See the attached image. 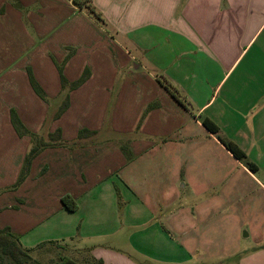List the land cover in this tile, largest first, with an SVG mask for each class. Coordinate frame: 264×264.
<instances>
[{"label":"crops","instance_id":"crops-1","mask_svg":"<svg viewBox=\"0 0 264 264\" xmlns=\"http://www.w3.org/2000/svg\"><path fill=\"white\" fill-rule=\"evenodd\" d=\"M93 2L104 24L73 0H0V113L10 140L0 143V158L7 153L9 186L31 148L13 128L11 110L41 133L51 108L33 90L29 68L57 105L55 61L73 50L65 77L74 82L89 69L90 78L70 93L69 109L47 134L61 130L63 140L75 141L82 130L96 132L75 149L49 148L33 161L4 208L0 196V229L31 241V249L36 239L71 242L69 258L80 264H134L103 247L78 254V242L113 234L124 241L125 226L143 243L176 247L180 239L190 258L201 250L199 259H209L207 245L215 244L220 260L264 264V0ZM206 118L256 172L205 128ZM67 195L76 212L64 208ZM224 244L236 247L227 254Z\"/></svg>","mask_w":264,"mask_h":264},{"label":"trees","instance_id":"trees-1","mask_svg":"<svg viewBox=\"0 0 264 264\" xmlns=\"http://www.w3.org/2000/svg\"><path fill=\"white\" fill-rule=\"evenodd\" d=\"M74 4L80 8L81 10H85L87 14L94 19L99 24H104V19L96 8L91 4L92 0H73ZM74 55V51L71 50L62 64H59L55 61L57 69L60 73L61 86H62V94L61 99L57 102L59 106L56 113L52 115L51 120L59 119L70 107V93L78 88H80L83 84L87 82L90 78V70L85 69L81 77L74 81L69 82L64 75V66L67 61ZM28 76L31 83V86L35 93L49 106H53L55 101L49 99L41 85L36 80L32 70L28 69ZM160 83L167 89L169 92L186 108H188V103H185L179 96L177 90L165 79H159ZM59 103V104H58ZM153 107L150 106L147 109L149 112ZM146 112V113H147ZM11 123L16 133L20 138L29 137L31 139V148L27 155L25 156L23 166L21 168L20 175L18 177L17 182L10 187V191H16L23 182L29 176L31 166L33 161L46 149L49 148H68L75 149L80 143V140H83L87 137L94 136L96 132L89 130H82L79 133V137L75 141H65L62 139L61 130H57L54 133H49L47 136H44L42 133H33L31 132L21 121L17 111L15 109L11 110ZM205 128L213 135L217 137V139L221 142V144L237 159L239 160L246 168L249 170L256 172L257 167L254 163H252L246 153L240 149L235 143L231 140L224 137L218 128V126L213 123L209 119H204L202 121ZM123 151L128 158H131V153L128 147L123 146ZM46 169H44L41 173L44 174ZM1 195V194H0ZM120 199V195H119ZM62 204L64 208L69 212H76L78 210V204L75 199L71 196L67 195L62 198ZM1 212V210H0ZM47 243H41L34 249H26L22 242L21 237L14 233L9 227L0 229V264L5 259L9 260L11 264H44L38 259H34L32 256V252L44 248ZM55 264V263H54ZM57 264H80L76 260L72 258L63 256L60 257ZM86 264H102V261L99 260H90Z\"/></svg>","mask_w":264,"mask_h":264},{"label":"rangeland","instance_id":"rangeland-1","mask_svg":"<svg viewBox=\"0 0 264 264\" xmlns=\"http://www.w3.org/2000/svg\"><path fill=\"white\" fill-rule=\"evenodd\" d=\"M94 0H92V5L94 6ZM59 104V103H58ZM56 106V107H54ZM54 107V108H53ZM58 105L54 104L49 109V114L46 118V123L44 126L43 131L41 132L44 136H47L49 125L51 124L52 115L56 113L58 109ZM8 125V120L2 116L0 113V143H10L8 139L9 135L7 132L6 126ZM109 135V134H108ZM110 136V135H109ZM101 138L103 136L101 135ZM11 169V165L9 164L7 153H5L0 158V196L5 197L2 206H6L5 203L8 199L6 196L10 192V186L8 183V175ZM227 207V203L225 208ZM10 210H4L5 215L9 214ZM225 217V221H226ZM227 222H231L230 220ZM136 229L133 227L125 226L123 228V235L122 240L118 241L119 234H113L110 239H105L103 241H96L87 240L84 243L78 242L80 246L82 245V251L78 252L79 255L82 257H88L91 255L93 249L103 247L107 250L113 251L115 253H119L127 258V260L131 261L134 264H236L239 262V257L230 255L227 256L225 260H220L219 253L216 252L215 244L207 245L210 249V258L207 260H200V256L203 255V252L199 250L192 254L191 258L185 254V250L182 244V240H178L176 247H171V245H167L165 243H157L158 240H155L156 243H143L141 240L136 238ZM244 235V232L242 233ZM35 238H38L37 236ZM27 239H23L22 244L26 249H31L32 245L31 241H26ZM126 240V241H125ZM36 243H44L39 241V239L33 240ZM51 243L47 244L44 248L39 249V252L34 251L32 252V256L34 259H38L39 261L43 262L44 264H57L60 257L68 256L72 257L70 253V249H73V243L67 242L64 246H59V243L50 241ZM46 243V242H45ZM38 244V245H39ZM36 245L35 247H37ZM246 243L244 242L241 245L243 249L246 247ZM235 244H224L221 245V248L225 250V252L230 253L233 251ZM217 256V257H215ZM73 260L75 258H72ZM76 260V259H75ZM2 264H11L9 260L5 259L2 261Z\"/></svg>","mask_w":264,"mask_h":264}]
</instances>
